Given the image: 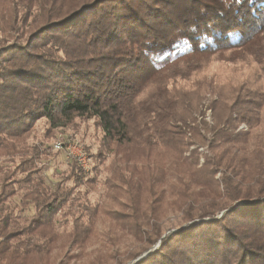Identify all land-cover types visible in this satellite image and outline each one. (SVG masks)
<instances>
[{
	"label": "trees",
	"instance_id": "trees-1",
	"mask_svg": "<svg viewBox=\"0 0 264 264\" xmlns=\"http://www.w3.org/2000/svg\"><path fill=\"white\" fill-rule=\"evenodd\" d=\"M262 35L264 0H0V264H47L92 235L98 205L70 200L64 184L80 170L52 189L42 164L45 142L77 118L94 121L99 158L144 155L103 183L115 226L146 247L160 241L136 264H264V88L241 89L214 117L202 166L183 155V128L201 136L192 110H176L163 90L197 59L246 50ZM39 120L47 134L33 142ZM159 152L178 173L151 186L137 162ZM166 202L186 227L161 238Z\"/></svg>",
	"mask_w": 264,
	"mask_h": 264
},
{
	"label": "rangeland",
	"instance_id": "rangeland-1",
	"mask_svg": "<svg viewBox=\"0 0 264 264\" xmlns=\"http://www.w3.org/2000/svg\"><path fill=\"white\" fill-rule=\"evenodd\" d=\"M259 38L262 40L258 44H253V47L246 50L228 51L208 58L197 59V70H189L182 79H174L164 84L163 90H168L177 100L175 102L176 110H180L184 114L192 110L194 126L200 130L201 136L195 138L187 127L183 128V130L186 129L184 140L188 143L183 155L190 162L198 160L200 166L205 163L207 156H209V150L203 139L211 137L206 129L210 130L214 126L215 116L218 118L224 116L225 110H228L236 94L241 89L250 91L260 85L264 88V58L257 59L254 56L255 49L259 48L264 51V35ZM11 42L14 41L11 40ZM148 88L151 92L155 91L154 86ZM214 110H217V115ZM47 127L48 124L45 120H39L36 135L32 141H44ZM242 127L247 130V127ZM54 132L56 134L48 142H45L44 146L49 154V157L42 163L47 184L54 189L56 184L63 181L73 168L80 170L83 178L76 179V182L74 178L64 182L71 191L70 200L84 204H97L99 214L97 219L93 221L91 236L87 234L83 238L84 240H78H83L80 245L73 244L54 251L50 257V262L47 264H136L152 251L158 249L160 241L155 245L146 247V244L139 241L140 238L124 232L115 226V222H112L107 216V213H110L107 210L111 209L113 199L103 183L112 178L113 166H123L124 159L126 160L127 157L144 155L135 152L129 154L122 151L116 156L111 152H104L103 154L100 153L102 158H99L100 145L96 141L94 121L86 118L74 119L67 127L58 128ZM59 139L64 140L65 143H79L88 158L84 169L79 165H74L68 159L66 151L54 149V144ZM169 156L171 155L159 152L152 158H142L137 162L138 166L144 169L143 179L145 182H143L145 184L152 186L153 181L165 179L169 170L177 172V167H172L168 161ZM220 176L218 175V178ZM126 177L129 178L130 176L126 174ZM89 180H92V183L88 182ZM169 184L176 186L172 180H169ZM198 191L199 188L193 187L191 189V193ZM118 204L122 205V202L118 201ZM168 204L166 202V207H164L167 208L165 217L158 220L160 227L164 230L161 238L178 231L181 227H186L184 223L181 224L182 211L178 207L177 209L169 208ZM65 220H70L67 223L70 229L72 226L71 219ZM60 222L58 225L64 224L63 219H60Z\"/></svg>",
	"mask_w": 264,
	"mask_h": 264
},
{
	"label": "built area",
	"instance_id": "built-area-1",
	"mask_svg": "<svg viewBox=\"0 0 264 264\" xmlns=\"http://www.w3.org/2000/svg\"><path fill=\"white\" fill-rule=\"evenodd\" d=\"M54 149L56 151H66L69 160L77 163V165L81 166L82 168L86 166V161L88 160V158L83 148L80 147L79 143H75V142L65 143L64 140L59 139L54 144Z\"/></svg>",
	"mask_w": 264,
	"mask_h": 264
}]
</instances>
